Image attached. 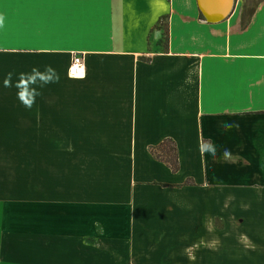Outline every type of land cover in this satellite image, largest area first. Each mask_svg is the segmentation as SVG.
Masks as SVG:
<instances>
[{
	"label": "crops",
	"instance_id": "crops-1",
	"mask_svg": "<svg viewBox=\"0 0 264 264\" xmlns=\"http://www.w3.org/2000/svg\"><path fill=\"white\" fill-rule=\"evenodd\" d=\"M0 15V264H264V0L216 21L197 0ZM46 65L29 109L15 84ZM165 139L176 171L151 153Z\"/></svg>",
	"mask_w": 264,
	"mask_h": 264
},
{
	"label": "clouds",
	"instance_id": "clouds-1",
	"mask_svg": "<svg viewBox=\"0 0 264 264\" xmlns=\"http://www.w3.org/2000/svg\"><path fill=\"white\" fill-rule=\"evenodd\" d=\"M4 17L0 15V27L3 26ZM13 73L9 72L4 79V86L11 87ZM59 80V76L56 70L51 65H46L44 73H40L37 67H33L31 73H21L19 80L16 82L15 87L18 89L17 97L27 108H31L35 102V99L40 95V91L35 87L39 81V88H43L47 84L56 83ZM225 129L229 128V124L222 125ZM201 155L205 153L216 155V146L210 142H201L199 145ZM229 152L227 149L224 150V157L227 158Z\"/></svg>",
	"mask_w": 264,
	"mask_h": 264
},
{
	"label": "trees",
	"instance_id": "trees-1",
	"mask_svg": "<svg viewBox=\"0 0 264 264\" xmlns=\"http://www.w3.org/2000/svg\"><path fill=\"white\" fill-rule=\"evenodd\" d=\"M151 153L159 160L167 163L172 171L177 170V155L175 144L170 139H165L156 147L150 148Z\"/></svg>",
	"mask_w": 264,
	"mask_h": 264
},
{
	"label": "water",
	"instance_id": "water-1",
	"mask_svg": "<svg viewBox=\"0 0 264 264\" xmlns=\"http://www.w3.org/2000/svg\"><path fill=\"white\" fill-rule=\"evenodd\" d=\"M197 2H198V6H199L202 14L204 15L205 19H207V20H208V17L217 18V17L221 16L219 19L224 18L229 13V11L232 7V5H231L229 11L223 15L222 10L214 8L212 6V4L210 3V0H197ZM232 4H233V0H232Z\"/></svg>",
	"mask_w": 264,
	"mask_h": 264
},
{
	"label": "built area",
	"instance_id": "built-area-1",
	"mask_svg": "<svg viewBox=\"0 0 264 264\" xmlns=\"http://www.w3.org/2000/svg\"><path fill=\"white\" fill-rule=\"evenodd\" d=\"M82 72L84 74V62L83 58L79 54H75L72 56L71 62L67 68V75L69 77H79L81 76L79 73Z\"/></svg>",
	"mask_w": 264,
	"mask_h": 264
},
{
	"label": "bare ground",
	"instance_id": "bare-ground-1",
	"mask_svg": "<svg viewBox=\"0 0 264 264\" xmlns=\"http://www.w3.org/2000/svg\"><path fill=\"white\" fill-rule=\"evenodd\" d=\"M210 3L212 4V6L216 9L222 10L223 15L226 14L231 5H232V0H210ZM221 16L217 17V18H210L208 17L209 21H216L220 18Z\"/></svg>",
	"mask_w": 264,
	"mask_h": 264
},
{
	"label": "snow or ice",
	"instance_id": "snow-or-ice-1",
	"mask_svg": "<svg viewBox=\"0 0 264 264\" xmlns=\"http://www.w3.org/2000/svg\"><path fill=\"white\" fill-rule=\"evenodd\" d=\"M80 75H82V72L81 73H79Z\"/></svg>",
	"mask_w": 264,
	"mask_h": 264
}]
</instances>
